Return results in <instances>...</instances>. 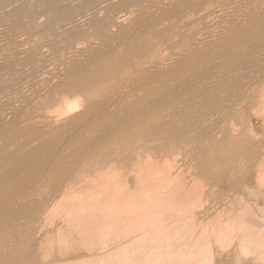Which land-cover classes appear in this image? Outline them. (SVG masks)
<instances>
[{
	"label": "bare ground",
	"instance_id": "6f19581e",
	"mask_svg": "<svg viewBox=\"0 0 264 264\" xmlns=\"http://www.w3.org/2000/svg\"><path fill=\"white\" fill-rule=\"evenodd\" d=\"M215 254L264 264V0H0V264Z\"/></svg>",
	"mask_w": 264,
	"mask_h": 264
},
{
	"label": "rangeland",
	"instance_id": "374dc122",
	"mask_svg": "<svg viewBox=\"0 0 264 264\" xmlns=\"http://www.w3.org/2000/svg\"><path fill=\"white\" fill-rule=\"evenodd\" d=\"M244 173V172H243ZM242 172H240L239 174H238V176H236V178L234 179V181H233V183H235V180H236V182H237V178L239 177V183H240V179L242 178V176L243 175H245V174H243ZM240 174H241V177H240ZM245 177V176H244ZM235 184H238V182L237 183H235ZM207 220V219H206ZM204 221L203 222V225H205V224H207V223H209L208 221H210V220H207V221ZM229 249H231L232 247L230 246V247H228ZM215 256H216V254H215ZM214 260H215V262H214V264H253V263H247V262H239V261H234L233 259H230V258H224V259H218L217 258V256L216 257H214ZM219 260V261H218ZM225 261V262H224ZM228 261V262H227ZM263 263V262H262ZM261 263V264H262Z\"/></svg>",
	"mask_w": 264,
	"mask_h": 264
}]
</instances>
